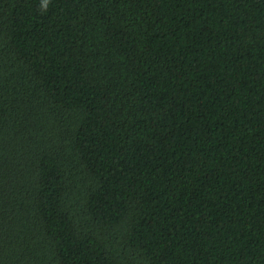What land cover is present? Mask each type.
<instances>
[{
    "label": "trees",
    "instance_id": "1",
    "mask_svg": "<svg viewBox=\"0 0 264 264\" xmlns=\"http://www.w3.org/2000/svg\"><path fill=\"white\" fill-rule=\"evenodd\" d=\"M0 264H264V0H0Z\"/></svg>",
    "mask_w": 264,
    "mask_h": 264
}]
</instances>
